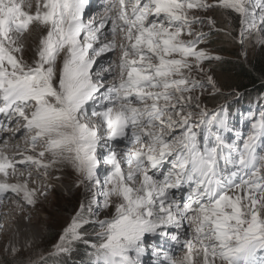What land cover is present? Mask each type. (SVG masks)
Returning <instances> with one entry per match:
<instances>
[{
  "label": "snow or ice",
  "instance_id": "1",
  "mask_svg": "<svg viewBox=\"0 0 264 264\" xmlns=\"http://www.w3.org/2000/svg\"><path fill=\"white\" fill-rule=\"evenodd\" d=\"M26 6L0 0V132L15 122L27 145L19 159L0 154V204L35 207L32 170L68 165L85 200L57 254L83 242L91 264H145L151 236L162 241L152 264H264V110L234 128L227 107L203 104L221 93L212 64L222 58L202 46L210 35L198 15H239L246 61L254 35L264 45V0H106L99 21L90 0ZM33 29L43 36L29 63L17 53ZM93 206L109 210L96 241L81 232Z\"/></svg>",
  "mask_w": 264,
  "mask_h": 264
},
{
  "label": "rangeland",
  "instance_id": "2",
  "mask_svg": "<svg viewBox=\"0 0 264 264\" xmlns=\"http://www.w3.org/2000/svg\"><path fill=\"white\" fill-rule=\"evenodd\" d=\"M27 2H30L32 4V8L29 9L26 6L25 11H29L33 13L34 0H27ZM210 2H214V0H210ZM94 10H96L94 14L98 15L99 18H101L102 15L100 13L102 12V9L95 8ZM256 11L257 14H259V9H256ZM198 15H200L205 20V26L203 27V31L209 33L210 35V39L207 42V44L202 46H206L210 54L218 55L222 58L221 61H217V64H220L224 60H232L234 62L236 61L238 65H243V67L246 69L248 68V62L251 61L254 56L260 54L264 56V45H261L260 43L256 42L255 35L252 40V43L251 44L246 43L245 45L248 51L247 60L245 61L244 58L240 55L239 33L241 28V24H240L241 18L239 17V15L231 11H228L227 14L225 15L224 10H220V9H217L215 11L210 10L209 12L199 13ZM98 16L97 19H99ZM208 17H211L213 20L216 21L215 28H210L207 26ZM37 30L33 29L29 31V34L26 33L24 37L21 39V43L24 46V51L20 53V55H22L24 59L28 60L29 63H31L33 59L31 60V58L27 54H25L26 51L25 47L30 44ZM261 35L264 36V33H262ZM253 44L255 45L254 47L252 46ZM110 55L113 56L112 53ZM115 58L116 57H113V59ZM101 61L106 62V59L100 60L98 57L97 64H100ZM95 67L96 65H94V68ZM212 67L215 70V78L219 81L221 93L222 91L228 92V90H230V88L233 86V83L235 82V76H233L231 69L219 67L218 65ZM221 93L219 94V96H222ZM215 95L216 94L213 95V94H209L208 92H205V94L201 97L203 104L208 108V110L212 109L208 105L213 104L216 101L217 97H214ZM225 95H228V93H224V96ZM238 105L240 107L242 106V104L240 103H238ZM245 106L250 107L248 108V110L254 107L256 108V100L251 96H248L245 100ZM215 107H217V105H215ZM241 109L242 108L234 109L233 114L229 118V122L233 125L234 128H242V127L246 128L247 120L246 118L243 117V114H241ZM17 127L15 129H17ZM21 130H22V126H21ZM19 134L20 132L17 135H15V137H18ZM12 138L15 139V143H18V139L14 138V136ZM2 145L4 146V144H1L0 147H2ZM3 150L6 152L7 149L4 148ZM3 150L0 151V154L6 155L3 153L4 152ZM13 151L17 152L15 149H12V152ZM62 169L64 170L61 172V176L64 177L65 181L61 183V180H57V179L55 180L56 182L60 181L62 185L59 182H58L59 184L56 183L55 185V183L53 184L52 181H51L52 183L51 185L49 184L50 178L45 177L42 173L39 175H35L36 171L34 169L32 170L33 180L45 181V183L47 184L46 185L44 182H41L42 188L39 189V192L40 191L47 192L46 196L42 195V198L47 201L45 204V209L41 210L40 208H38L39 210H36L37 213L34 216L36 219H41L42 221L41 220L40 221L42 223L40 222L41 224L39 223L37 227L36 226L32 227L28 225L30 223H28V221L24 219V217L27 215L28 209L27 207L25 208L24 206L23 209L21 210V215L18 216L17 221H22L26 227L28 226L27 227L28 229L31 228L30 230H34L37 238L33 243V245H28L27 248L26 247L22 248V251L20 252L15 251V253H13V250L11 249L10 250L11 255L8 254L9 252L8 253L5 252V249L7 247L0 248V264H4L6 261H9L10 264H33V262H36V264H45V262L46 264H49L53 261H57L59 259L57 258L58 256L65 254V253L57 254L55 245L59 243V238L64 228L70 223L72 217L76 215L77 211L80 208L81 202L85 200V192L83 187L76 186L77 176L74 170L71 168V166H62ZM23 171H27V170H23ZM24 173L28 174L27 172ZM57 173L58 172H56V175H59ZM56 175L54 176V178H57ZM37 177L39 178L37 179ZM102 178H103V174H101V179ZM10 181L11 180H9V182ZM13 181L16 182V180L14 179ZM58 187L60 188V190ZM53 190L55 192H53ZM14 201L15 200L10 201L9 199V202L11 203V205L9 206V212L11 209H13L12 211H14V207H15L13 205ZM93 207H94V214L91 216V220L93 221V223L85 224L81 228V232L85 233L84 235L85 240L96 241L98 237L94 234V230H93L94 224L97 220L105 219L106 214L109 210L104 209L103 207L101 208H96L95 206ZM1 221H4V219H1ZM34 227L41 231L36 230ZM96 227H98V225H96ZM2 233L4 232L2 231ZM2 238H3V242H5L6 239L5 236H3ZM153 242L155 245L159 244L157 238H155ZM79 244L84 246L86 245L89 247V245L83 242H76L73 248L77 246L80 248L81 246ZM84 248L86 247H82L79 251L82 253L84 251ZM148 248H149V244L147 245L145 256L146 255L148 256L149 253ZM144 257H142V259H144Z\"/></svg>",
  "mask_w": 264,
  "mask_h": 264
},
{
  "label": "bare ground",
  "instance_id": "3",
  "mask_svg": "<svg viewBox=\"0 0 264 264\" xmlns=\"http://www.w3.org/2000/svg\"><path fill=\"white\" fill-rule=\"evenodd\" d=\"M41 2H42V0H41ZM37 3H38V0H34L33 13H35V10L37 8ZM93 8L94 9L95 8L102 9L101 6L99 5V0L95 1L91 5V7L89 8V10L92 13L96 12V10H94ZM102 12H104V9H102ZM102 12L100 14L103 17V13ZM97 16L98 15H96V19H97ZM98 18H99V16H98ZM101 18H99V19H101ZM99 19H97V21H99ZM27 34H29V32ZM42 36H43V33L40 30H37L35 35L33 36L32 40H31L30 44L25 47V50H26L25 54H27L31 58V60L32 59L34 60L36 58V56H37V52H38V49H39V42H40V39L42 38ZM110 54L111 53L104 54L101 57H99V59L100 60H104V59H106V57H109ZM17 55L21 56L20 53H17ZM101 74H102V76L107 75L106 72H101ZM113 82H115V81H111L110 80V82H108V83H113ZM106 86L107 85H105V87ZM6 124H7V128L9 130L0 132V146H1V144H4L3 143V138H7L8 142H7V144H4V146L2 145V147H0V151L5 148L7 150H6V152L3 150L4 154H6L9 157H14L16 159H19L18 157H20V149H23V148L27 147L26 142H25V140L23 138H19L18 139V143H15V139H13L12 137L13 136L15 137V135H17L19 133V131H15L16 130L15 127H14L15 122H11V123L7 122ZM16 127H17V125H16ZM19 136H20V134H19ZM17 145H19V148L17 147ZM12 149H15L17 152H15V151L12 152ZM46 159H51V157H46ZM62 166H68V165L57 164V165H54L50 169L48 176H46V177L50 178L49 179L50 180L49 184L52 185V183L53 184L55 183V185H56V183H58V182L60 183V181L56 182L55 181L56 179L57 180H61V183L63 181H65L64 177L61 176V172L64 170V169H62ZM24 172H27V171H24ZM56 172H58L57 174H59V175H56ZM39 174H41V173H37V172L35 173V175H39ZM55 175L57 176V178H54ZM24 177H27V174L24 173ZM24 177H21L19 180H16V182L22 183ZM0 179H2V177H0ZM32 180H33V178H32ZM34 181L35 182H30L29 183V187L30 188H37L38 190L40 188H42L41 187L42 186L41 182L45 183V181H41V180H34ZM51 181H52V183H51ZM16 182L13 181V180L10 181V183H16ZM71 183H72V181H71ZM59 190H60V188H59ZM53 192H55V191L53 190ZM60 194H58V195H60ZM12 200L13 199H10V201H12ZM15 200H18L19 203H16L15 201L13 202V205L15 206L14 207V211H12L13 209H11L10 212H9V206L11 205L9 200L8 201L6 200L2 205L0 204V248L7 247L6 249L4 248L5 252L6 253L9 252L8 254H10V255H11V253H10L11 249L12 250L16 249L17 252H20V251H22V248H24V247L27 248L28 245H33V243L35 242V240L37 238L34 230H30L31 228L28 229L27 228L28 226L26 227L25 224L22 221H17L18 220V216L21 215V210L23 209V206L25 208L27 207V209H28L27 215L24 217V219H26L28 221V223H30L28 225H30L32 227L33 226L37 227V225L42 220L41 219H36L34 217L36 215V213H37L36 210H39L38 208H40L41 210H44L45 209V204L47 202L45 199L42 198V195L39 194V191L37 192V204H36L35 207H31V206L25 205L24 202L20 198H15ZM34 218H35V220H34ZM1 219H4V221H1ZM36 230L41 231L39 229H36ZM2 231L4 233H2ZM38 231H36V232H38ZM38 233H40V232H38ZM3 236H5V238H6L5 242H3V238H2ZM39 237H41V236H39ZM157 241L159 242V244L162 243V241L159 238H157ZM148 244H149V248H148L149 250L148 251H149V253H151V248L150 247L152 246V244L150 242H148ZM35 245H37V244H35ZM13 253H15V252H13ZM182 255H183L182 252H176L175 253V256L177 258L181 257ZM155 259H156L155 256H152V255L148 254V256L146 255L144 257L143 261L145 262V264H152V261L155 260Z\"/></svg>",
  "mask_w": 264,
  "mask_h": 264
},
{
  "label": "trees",
  "instance_id": "4",
  "mask_svg": "<svg viewBox=\"0 0 264 264\" xmlns=\"http://www.w3.org/2000/svg\"><path fill=\"white\" fill-rule=\"evenodd\" d=\"M224 67L227 69H231L233 76H235V82L233 86L228 90V92L222 91L221 95L216 94L214 97L216 101L213 104H209L210 108L215 107V105L222 104L223 102H228L227 108L229 110L232 109L230 102L236 97V93L241 94V98L244 97H255L258 99V106L264 107V56L262 54L256 55L252 58L251 61L248 62V68H244L243 65H238V63L232 60H224L220 64L217 62L213 63L212 66ZM224 93H228V95L224 96ZM216 103V104H215ZM212 105V106H210ZM78 246L73 248L71 253H65L57 258V261H53L49 264H86L88 261L82 259L85 255L88 257L91 252L90 247L79 244ZM82 247L84 251L81 253L79 250ZM90 261L92 258L89 259ZM4 264H10L9 261H6Z\"/></svg>",
  "mask_w": 264,
  "mask_h": 264
}]
</instances>
